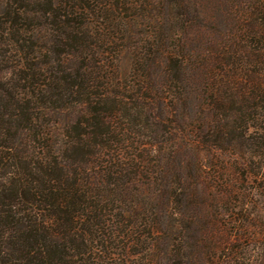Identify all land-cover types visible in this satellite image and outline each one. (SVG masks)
<instances>
[{"label": "trees", "instance_id": "1", "mask_svg": "<svg viewBox=\"0 0 264 264\" xmlns=\"http://www.w3.org/2000/svg\"><path fill=\"white\" fill-rule=\"evenodd\" d=\"M203 155L264 184V0H0V264H196Z\"/></svg>", "mask_w": 264, "mask_h": 264}, {"label": "rangeland", "instance_id": "2", "mask_svg": "<svg viewBox=\"0 0 264 264\" xmlns=\"http://www.w3.org/2000/svg\"><path fill=\"white\" fill-rule=\"evenodd\" d=\"M129 71L128 59L124 58L120 74L127 76ZM202 158L206 165L204 177L194 184L186 183L190 187L185 188L186 198L170 205L174 219L169 229L170 240L178 231H183L186 235L180 244L183 252L190 253L189 258L198 264L201 260L205 262L210 252L215 250L218 253L217 246L225 234L234 235L242 226L254 238L243 242L247 256L240 263L264 264V241L261 238L264 233V184L244 180L243 172L249 169L236 166L233 156L222 157L225 165L215 167V170L207 166L205 155ZM160 188L155 186L152 196H156ZM182 223L189 226L188 234Z\"/></svg>", "mask_w": 264, "mask_h": 264}]
</instances>
